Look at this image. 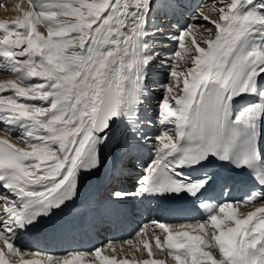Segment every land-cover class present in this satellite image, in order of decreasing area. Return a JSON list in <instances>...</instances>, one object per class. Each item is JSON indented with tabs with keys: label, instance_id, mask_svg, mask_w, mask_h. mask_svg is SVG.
Returning a JSON list of instances; mask_svg holds the SVG:
<instances>
[{
	"label": "bare ground",
	"instance_id": "obj_1",
	"mask_svg": "<svg viewBox=\"0 0 264 264\" xmlns=\"http://www.w3.org/2000/svg\"><path fill=\"white\" fill-rule=\"evenodd\" d=\"M131 3L133 5L137 4L136 1ZM251 3L255 2L251 0ZM38 6L40 24L34 35L27 38L29 43L26 46L27 55L25 60L17 64L11 72L12 76L2 77L5 74V67L0 66V83L5 78L7 79L2 89L13 90L12 92L15 94V97L7 94L0 99V107L3 104L0 109V118L20 122L22 124L21 131L27 135V138L23 140L17 136L15 141L21 147L30 149L33 160L40 162L41 173L45 171L49 176L59 174L60 177V179L57 177V181L53 179L46 184L45 188L38 182L28 178L26 167L21 165L15 172L9 174L15 188L19 192L41 190L42 193H60L71 179L72 169L76 161L79 158L83 159V157H80L82 148L84 145L91 143L90 123L93 124L92 120L97 110V104L106 84H110L117 92V124L105 138L97 139L91 144L94 157L98 162L97 168L103 175L104 173L114 172L116 162L125 159L127 156L123 146L128 143L134 148L138 147L136 139L133 142L135 137L131 134L135 124V122L132 123V118L135 120L136 113L139 114L141 107H144L140 100L146 99L144 95L142 97L141 95L144 93V87L146 86L145 78L150 76V73L143 65L140 42L141 31L133 28L124 30L121 23L125 21L126 16L122 12L115 14L109 20L108 28L100 34L97 43L96 37L93 35L92 41L87 46L84 54L85 58L83 57L78 68L74 69L73 66L67 68L68 64H56L52 58V53L54 51L57 54L62 53L59 44L56 43L59 42V33L62 35L63 31L50 22L54 17H57L58 11L46 3ZM23 7H25V3L22 0H7L0 5V18L12 15L26 20V16L20 15ZM42 7H45L44 10ZM241 9L242 7L239 5L234 8L229 15L234 22L226 23L224 26L225 38L207 44L208 52L199 58L197 68L194 67L193 73L195 72V74L191 75V89L189 85L186 92L184 89V93L190 91L184 99L183 93V97H181L183 102L179 104L180 113L174 123L178 134H176L177 140L172 143V147L177 145L186 135L189 126H196L199 117L203 115L208 92L211 90L210 96L214 89V84L208 78L213 75L218 67L224 65L222 59L225 54L233 55L229 49L232 30L235 28L237 33L239 27L253 18L260 10L253 4L252 11L248 13L249 16L247 17L243 15ZM243 17L244 20H242ZM51 27H57L59 30L51 32ZM109 28L111 29L109 30ZM50 34L57 37L50 41L48 40ZM240 47L244 48V42L240 43ZM65 59L64 61H67ZM58 67L60 70H58ZM61 70L65 74H60ZM241 70H243V67ZM217 80L222 81L221 75H217ZM240 83V75L238 74L229 88L218 87L226 96V100L217 112L220 122L223 119L229 98L233 95L234 90L240 86ZM147 93L146 91L145 94ZM46 95H49L47 99L45 98ZM248 96L250 95H246V97ZM72 98H75L73 103H71ZM231 109L232 105H230ZM59 116L62 120L53 123L54 119L59 118ZM247 118L249 126L244 128L252 131L256 138H260L261 130L257 125V111L251 110ZM120 129H122V139L116 142L118 139L117 131ZM127 131H129V135L126 134ZM0 136L13 142L14 135L11 132L5 133L3 129H0ZM56 146L58 153L53 151ZM61 152L63 153L61 154ZM58 165L60 172L54 170L55 166ZM62 181H64L63 184H61ZM131 196V194H128V197ZM255 220L256 216L253 209L244 216H239L235 209H229L214 222V228L210 231V235L203 226L204 223L196 226L188 224L189 236L193 234L195 237L194 244L192 241L184 251L176 254L169 250L163 258L154 257L153 262H151L152 257H147L144 260L145 252L136 249V244L130 247L126 246L128 248L112 244L105 245L103 248L98 247L92 256H95L97 261L95 264H102L104 259L109 260L110 257L115 255L122 257L117 262L124 261L131 262V264H264V228L261 229L258 240L254 245H250L242 239L243 236L247 238L250 235ZM179 225L185 227L184 222ZM158 226L173 228L177 224L161 221ZM6 239L7 237H3L4 242ZM130 241L128 239L125 244ZM228 241L235 243L236 248H228L226 246ZM163 248L165 247L160 245L155 250L160 253ZM53 252H58V254ZM60 252L59 250H52L51 253L48 251L37 252L36 250L26 249L21 253L17 252L15 257L9 251L4 252L3 255L12 264H67L69 259L76 256L82 259L79 264H92L81 253L68 252L59 256ZM130 253L133 256H130ZM174 256L175 262H171ZM112 258L115 259V257ZM138 258L142 259L137 260Z\"/></svg>",
	"mask_w": 264,
	"mask_h": 264
},
{
	"label": "rangeland",
	"instance_id": "obj_2",
	"mask_svg": "<svg viewBox=\"0 0 264 264\" xmlns=\"http://www.w3.org/2000/svg\"><path fill=\"white\" fill-rule=\"evenodd\" d=\"M255 3H252V5L254 4V6L256 7V8H260L259 7V5H258V3L259 2H257L258 0H253ZM48 5V4H47ZM49 6H51V7H53L52 6V4H50ZM236 7V6H235ZM44 8L45 7H42V9L44 10ZM54 8V7H53ZM213 9H215L214 8V6H212V7H210V8H208V9H206V10H202V11H200L199 13H198V15H197V17H196V19L195 20H192L191 22H190V37H189V39H188V41H187V53H185L183 56H181V57H178V58H175V57H172L170 60L168 59V60H160V59H158V58H160V56H164V55H162V54H159V55H157V53H156V51L155 50H153V54H155L157 57H154L155 58V60H159V62H164V65L166 66V68H163V70L164 71H168V73L167 74H164L163 76H162V79L163 80H165L166 81V83H162V82H160V80H159V82H160V84L162 85V86H165V89H168V88H170V85H169V83H170V79H171V76L172 75H177V71H179L181 68H182V65H184V63H189V64H191V66H193V63H191L189 60L190 59H194L198 54H194V52L193 51H191V53H190V48H193V47H195L196 46V44H195V42H194V38H198L199 36H200V34H201V31H202V28H201V25H202V22H201V20L200 21H198V19H203V14L205 13V12H208V11H213ZM38 10H39V6H38ZM55 10L57 11V9L55 8ZM264 10V9H263ZM233 12V11H232ZM264 12V11H263ZM261 11L260 10H258V12H257V14H259V15H261L262 14V16H264L263 15V13H261ZM209 15H211V14H209ZM59 19H57L56 21H58ZM263 21H264V18H263ZM60 25H63V24H60ZM73 26H74V28L75 29H77L78 31L75 33V32H71V33H69L71 36H70V38H68V41L65 43V48H66V50H67V57L69 56V47H71L72 45H71V41H78L77 43L79 44V41L81 40V35H83L84 34V27L82 26V25H80V24H78V23H74V24H72ZM68 27H70L69 25H67ZM259 27V28H258ZM71 28V27H70ZM262 27H261V25L260 26H256V28L255 29H257V30H259V29H261ZM72 29V28H71ZM261 31L262 32H264V27L261 29ZM62 51H63V47L62 48H60ZM77 48H75V47H73V50H76ZM60 50V51H61ZM72 50V51H73ZM61 51V52H62ZM189 51V52H188ZM87 54V53H86ZM65 55V54H64ZM86 56V55H85ZM188 56V57H187ZM83 57H84V55H83ZM66 57H64V59H65ZM85 58V57H84ZM67 60H68V58H66ZM65 59V60H66ZM69 66V67H68ZM72 66H73V68L74 69H76V68H78V66L79 65H77L76 67H74V65H72L71 63H68V65H67V68H72ZM58 70H60L59 69V67H58ZM195 69L193 68V71H194ZM148 71V70H147ZM60 72H64L63 70H61ZM148 73H149V71H148ZM150 76H151V74H150ZM149 79L150 78H147L146 79V83L148 84V82H149ZM176 84V83H178V81L175 79L174 81H173V84ZM185 85V87H183V91H182V94H181V96H180V99H181V97H183L184 95H183V93H184V89H185V92H186V89H187V87H188V83H184L183 84V86ZM144 96L146 97V99H144V100H140V103H142V106H144V107H141L140 109V113L138 114V115H141L142 114V112H144V109H145V104H146V106H148L150 103H151V99L149 98V96H150V94H152V93H154V92H158V91H160V90H152V89H149V88H147V86H145L144 87ZM148 92L147 94H145V92ZM185 94V93H184ZM183 95V96H182ZM169 96H170V91H166V93H165V96H164V99L162 100V106L164 105V104H167V102H168V99H169ZM149 98V99H148ZM148 99V100H147ZM150 101V102H149ZM146 102V103H145ZM164 106H166V105H164ZM160 109V108H159ZM174 125V124H173ZM137 127L139 128V127H143V125H142V121L140 120V123H139V120L137 121ZM158 138H159V141H161L162 139H163V136H158ZM57 147V146H56ZM63 152H61V154H62Z\"/></svg>",
	"mask_w": 264,
	"mask_h": 264
}]
</instances>
